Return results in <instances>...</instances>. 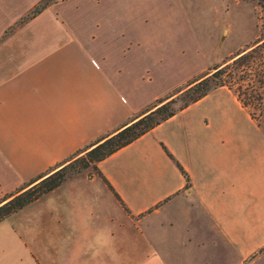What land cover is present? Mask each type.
Segmentation results:
<instances>
[{"label":"rangeland","instance_id":"1","mask_svg":"<svg viewBox=\"0 0 264 264\" xmlns=\"http://www.w3.org/2000/svg\"><path fill=\"white\" fill-rule=\"evenodd\" d=\"M61 1L64 0H39L35 5L46 2L48 8ZM133 1L125 0L117 6L123 17L126 15L123 11L130 12L129 25H118L117 21L112 24L116 28L123 27L128 33L124 40L118 38L114 42L112 50H119L128 41L130 49L123 58L114 54L111 59L115 66L118 60V65L123 67L124 84L132 100H140L148 110L171 96L167 101H173L167 110L175 115L199 101L193 99L202 93V87L195 85L210 79L211 89L204 97L211 96L197 110L185 115L189 117L190 126H172L176 133L174 141L191 138L194 143L187 164L196 182L194 189L199 192L193 196L196 195L192 208L183 216L174 207V198L169 196L162 202L163 207L158 206L157 213L152 208L143 214L153 223L151 233L145 232V238V233L140 234L118 206H112L107 211L114 219L113 224L108 222V228L113 231L112 242L65 241L59 233L65 223L61 216L63 199L59 194L41 197L0 223V252L6 253L1 255L0 264H4L10 252L20 255L48 252L53 260H59L56 257L59 252H74L76 245L81 246V252H91L94 243L108 245L114 252H176L178 264L264 263V0L155 2L158 11L163 9L160 18H157L158 13L149 12V22L140 24L138 21L146 15L141 8L133 9ZM169 3L171 8H168ZM175 3L181 11L176 9ZM85 21L81 19L83 24H88ZM180 22L189 27L190 34L187 37L185 30L178 39L183 29ZM138 27L142 36L152 31L149 35H158L162 43L152 40L144 49L146 43L131 38ZM109 37L113 41L112 33ZM158 45L165 56L157 54ZM70 52L69 57L80 63L72 67L71 73L90 75L89 61L75 48L67 50V54ZM242 55L241 60H236ZM159 61L168 64L167 76L162 75L166 67L161 68ZM220 69L224 70L223 85L214 87L210 76ZM92 83L97 85L94 79ZM153 94L161 97L149 100ZM146 100L150 102L145 103ZM0 118L1 202L37 178L35 174L43 166L41 161H36L40 151L38 144L32 146L29 141L43 139L45 131L33 125L25 108H19L18 112L1 110ZM194 118H198L200 126L204 123L203 130L192 129ZM199 141L202 145L197 144ZM166 154L174 160L169 152ZM200 162V169H196ZM182 174L188 179L187 173ZM75 176L70 174L68 178ZM69 184L82 186L86 182L80 177ZM94 222L93 228L106 226L99 214ZM122 223L126 225L121 227Z\"/></svg>","mask_w":264,"mask_h":264},{"label":"crops","instance_id":"2","mask_svg":"<svg viewBox=\"0 0 264 264\" xmlns=\"http://www.w3.org/2000/svg\"><path fill=\"white\" fill-rule=\"evenodd\" d=\"M38 1L0 0V111L12 109L18 112L19 108H25L33 125L44 129L43 139L29 141L32 146L38 144L40 152L36 161H41L43 165L34 178L58 170L82 156L98 140L114 135L146 113V107L142 106L140 100L134 102L127 94L123 67L118 65L120 62L116 60L115 66L111 60L114 54L123 58L130 49L131 42L128 41V44L113 51L114 42L128 35L123 27L112 26L114 21L118 25H129L130 12L123 11L126 14L123 17L121 10H118L120 7L117 8L125 0H64L48 7L1 40L5 31ZM155 2L162 4L169 1H133V9L141 8L146 15L138 24L149 22V12L158 13L157 18H160L163 9L158 11ZM175 6L181 11L178 4L175 3ZM171 7L169 3L168 8ZM81 19L88 24H83ZM180 24L183 29L178 33V39L185 30L188 37L189 27L182 22ZM139 32L140 27L131 38L136 39L135 42L146 43L144 49L152 40L161 42L158 35H149L152 31H146L144 36ZM111 33L113 41L109 37ZM73 48L89 61L90 75L71 73L72 67L76 68L80 64L69 57L71 52L67 54V50ZM156 48L159 57L165 56L160 50L162 47L158 45ZM161 62V68L166 67V72L163 70L161 73L167 76L168 64ZM93 79L97 85L92 83ZM210 96L181 110L97 163L95 170L87 169L68 178L45 194L43 197L59 194L63 199L61 216L65 223L59 231L62 239L112 242L114 236L112 229L108 228V222L113 224L114 219L107 212L112 206H118L126 219L137 226L140 234H150L153 224L143 214L152 208L157 213L158 206H162V202L170 197L174 198V207L183 216L187 215V209L192 208L191 204L195 201L194 194L199 192L194 189L196 182L187 164L194 143L191 138L183 142L174 141L176 133L172 126H190L189 117L185 115L193 109L197 110ZM159 97V94H153L149 100ZM115 104L118 107L115 108ZM5 118L12 121L10 116ZM197 120H192V129L203 130L204 123L200 126ZM203 122L206 123V120L203 119ZM197 144L202 145V142ZM165 152H169L174 160ZM201 164L196 169H200ZM184 172L188 179L184 178ZM80 177L86 182L85 185L69 184ZM98 214L103 224H106L99 229L93 228ZM173 224L170 223L171 226ZM124 225L122 223L121 227ZM144 236L147 237L146 233ZM12 253L4 260V264H178L176 252H114L112 247L103 244L98 246L97 243L92 245L91 252H81L79 245L75 246L74 252H59L56 255L59 260H53V255L48 252ZM3 254L6 253L0 252V257Z\"/></svg>","mask_w":264,"mask_h":264},{"label":"trees","instance_id":"3","mask_svg":"<svg viewBox=\"0 0 264 264\" xmlns=\"http://www.w3.org/2000/svg\"><path fill=\"white\" fill-rule=\"evenodd\" d=\"M46 8V2L35 5L10 26L4 33L3 37L8 36L10 32L15 31L27 21L38 16ZM240 54L241 53L236 56H239ZM242 57H244V55L236 60L239 61ZM223 69H225V67ZM223 72L224 70L220 69L210 76L211 81L215 82L213 84L214 87L223 85L221 81ZM209 82L210 79L206 78L195 85L197 87H202V93L196 96L193 101L200 100L210 91L211 87ZM170 97L158 102L151 109L146 110V113H144L141 118L134 120L114 135L98 140L96 144L90 146L89 150L82 156L71 160L56 171L53 170L54 172L51 171L52 173L49 172L34 179L29 184L17 190L14 194L3 199V201L0 202V223L62 185L70 174L78 175L88 168H93L95 170L97 163L133 143L161 122L171 118L174 115V112L167 110L169 104L173 101H167ZM155 116H159L160 119H154Z\"/></svg>","mask_w":264,"mask_h":264}]
</instances>
